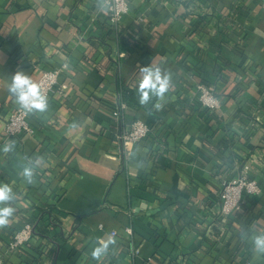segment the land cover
I'll return each instance as SVG.
<instances>
[{
	"label": "crops",
	"instance_id": "crops-1",
	"mask_svg": "<svg viewBox=\"0 0 264 264\" xmlns=\"http://www.w3.org/2000/svg\"><path fill=\"white\" fill-rule=\"evenodd\" d=\"M119 36L97 0H0V183L15 194L9 226L0 228L4 264H264L243 235L264 232V0H128ZM170 73L163 107L141 106V66ZM64 66L62 95L30 114L4 153L11 75L35 82ZM198 82L220 105L197 97ZM132 93L118 118V85ZM151 127L123 145L122 127ZM40 158V159H37ZM35 161V182L18 175ZM255 180L241 209L219 212L221 183ZM35 234L9 247L24 223ZM130 228L131 232H126ZM116 232L101 259L97 237Z\"/></svg>",
	"mask_w": 264,
	"mask_h": 264
},
{
	"label": "built area",
	"instance_id": "built-area-1",
	"mask_svg": "<svg viewBox=\"0 0 264 264\" xmlns=\"http://www.w3.org/2000/svg\"><path fill=\"white\" fill-rule=\"evenodd\" d=\"M128 0H107V11H103L106 18L113 29V33L119 30V20L121 16L127 12ZM64 66H58L49 70L42 69L37 79V83L41 85V90L47 95V98L53 94L62 95L66 89L65 85H58V78ZM197 97L200 104L208 109H217L220 105L219 99L213 92L211 87L198 82L196 85ZM127 108L126 103L121 99L119 91H116L112 101V114L120 117ZM30 114L15 106L11 109L9 117L3 126V133L6 139L16 137L21 133L32 134L34 129L29 123ZM151 131V127L141 120H134L127 127H122L118 134V140L123 145L128 143H137L147 136ZM259 192V186L255 180L246 179L244 175H238L232 179H223L220 190V207L221 214H229L234 210L241 209L242 196L244 194H256ZM34 231V222H26L21 229L17 231L9 247L17 248L23 246L29 241ZM126 232L130 233L131 229L126 228ZM109 234L115 235L116 232L111 230ZM0 264H4L0 259ZM246 264H251L246 262Z\"/></svg>",
	"mask_w": 264,
	"mask_h": 264
},
{
	"label": "clouds",
	"instance_id": "clouds-1",
	"mask_svg": "<svg viewBox=\"0 0 264 264\" xmlns=\"http://www.w3.org/2000/svg\"><path fill=\"white\" fill-rule=\"evenodd\" d=\"M97 7L106 12L107 0H97ZM140 72L141 76L136 88L139 104L147 106L153 98H156V102L152 103V108L160 110L163 107L165 93L169 91L171 85L170 73L162 71L158 66L149 65L141 66ZM8 91L19 109L25 114L44 113L48 110V98L42 92L41 85L22 70H17L11 75ZM15 143V140L8 139L4 143L2 151L4 153L13 152ZM34 163L35 161L28 159L27 163L20 165L18 175L28 184L35 182ZM14 199L15 194L12 187L7 183H0V228L9 226L10 218L15 212V208L12 206ZM243 235L251 242L255 254L264 255V232H251ZM116 242V237L112 234L97 237L90 252L91 257L98 262L101 261Z\"/></svg>",
	"mask_w": 264,
	"mask_h": 264
},
{
	"label": "trees",
	"instance_id": "trees-1",
	"mask_svg": "<svg viewBox=\"0 0 264 264\" xmlns=\"http://www.w3.org/2000/svg\"><path fill=\"white\" fill-rule=\"evenodd\" d=\"M111 32H113V29L111 27ZM119 30L117 32H115L116 35L119 36ZM119 89L118 91L120 92L121 95V99L126 103V105L128 106V97H132V93H129L130 91L127 89V87L123 86L121 83L118 85ZM110 107L112 108V102L110 103ZM34 228H36V224L34 225ZM35 234V231H33V235ZM27 244V243H26Z\"/></svg>",
	"mask_w": 264,
	"mask_h": 264
}]
</instances>
